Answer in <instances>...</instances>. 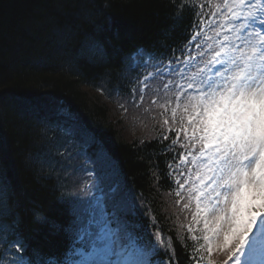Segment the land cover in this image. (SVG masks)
<instances>
[{"label": "trees", "instance_id": "1", "mask_svg": "<svg viewBox=\"0 0 264 264\" xmlns=\"http://www.w3.org/2000/svg\"><path fill=\"white\" fill-rule=\"evenodd\" d=\"M202 10L194 0H0V240L17 243L32 264L68 253L74 235L65 229L76 210L63 160L70 134L119 173L139 201L134 221L146 227L152 215L172 235L178 264H189L169 194L174 133L129 135L132 117L121 116V105L138 98L130 56L179 51ZM135 106L138 121L153 118Z\"/></svg>", "mask_w": 264, "mask_h": 264}, {"label": "snow or ice", "instance_id": "2", "mask_svg": "<svg viewBox=\"0 0 264 264\" xmlns=\"http://www.w3.org/2000/svg\"><path fill=\"white\" fill-rule=\"evenodd\" d=\"M208 2L211 4V0ZM245 3L246 0H222L215 7L217 12L226 9L235 19L240 14L237 9ZM228 41V36L218 41V50H214L205 68L188 77L187 88L196 89L195 95L174 93L179 103L171 108V120L183 133L182 147L188 149L192 156L188 162L195 167V179L187 191L189 200L195 201L194 222H203L202 239L206 243L201 248L211 252L215 247L223 252V264H240L239 256L246 246L249 255L256 253L258 245L264 254V35L257 32L254 41L244 40L243 48ZM208 64L220 65L223 70L209 75L212 69L207 68ZM172 71L177 72L174 68ZM144 87L149 85L145 83ZM134 91L142 93L143 89ZM159 107L168 111L165 104ZM163 124L168 125L169 120ZM184 159L187 161V156ZM177 183L183 189L189 181ZM176 194L181 195L179 191ZM69 229L74 235L73 244H80L84 234L79 217H73L65 230ZM100 264L109 262L101 260Z\"/></svg>", "mask_w": 264, "mask_h": 264}, {"label": "rangeland", "instance_id": "3", "mask_svg": "<svg viewBox=\"0 0 264 264\" xmlns=\"http://www.w3.org/2000/svg\"><path fill=\"white\" fill-rule=\"evenodd\" d=\"M252 0H249L251 2ZM263 8L258 9L256 12H252L253 14L251 16L247 15L246 19L244 16H237L235 19L232 20V22L223 30V35L229 37L228 43L232 44L233 46H238L240 48L244 47V40H255V27H256V20L260 19V12ZM223 69L221 68L220 71ZM178 90L180 92H187L188 94L195 95L196 94V89H188L187 84L182 83L180 79V74L178 76ZM104 90V89H103ZM183 97H181V100ZM142 117H144L141 114V119H140V126L139 128L138 125V119L135 117L128 118V124L129 126L127 127V133L131 135L134 133V130H139L143 131V133H149L153 131V124L152 122H149L148 120L142 121ZM94 204L97 205V198L100 197V195L96 192L94 193ZM214 252H218L217 248L214 247L213 249ZM86 262L85 264H94L95 258H88L89 254L85 253Z\"/></svg>", "mask_w": 264, "mask_h": 264}, {"label": "bare ground", "instance_id": "4", "mask_svg": "<svg viewBox=\"0 0 264 264\" xmlns=\"http://www.w3.org/2000/svg\"><path fill=\"white\" fill-rule=\"evenodd\" d=\"M30 111L27 107L25 108V110L23 109L22 111ZM57 117V114H56V112L55 113H53V118H56ZM98 264H100V263H98Z\"/></svg>", "mask_w": 264, "mask_h": 264}]
</instances>
